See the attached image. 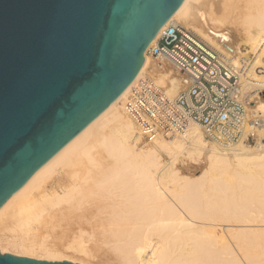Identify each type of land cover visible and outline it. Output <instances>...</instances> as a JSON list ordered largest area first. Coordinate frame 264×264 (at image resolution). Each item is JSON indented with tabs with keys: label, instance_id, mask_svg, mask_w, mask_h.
Wrapping results in <instances>:
<instances>
[{
	"label": "bare ground",
	"instance_id": "obj_1",
	"mask_svg": "<svg viewBox=\"0 0 264 264\" xmlns=\"http://www.w3.org/2000/svg\"><path fill=\"white\" fill-rule=\"evenodd\" d=\"M171 25L194 31L240 74L247 125L237 144L213 141L199 124L150 139L128 114L141 79L171 98L182 90L180 74L148 54ZM144 58L125 91L0 208L2 253L75 264H264L263 131L250 123L264 118V0H184Z\"/></svg>",
	"mask_w": 264,
	"mask_h": 264
},
{
	"label": "water",
	"instance_id": "obj_2",
	"mask_svg": "<svg viewBox=\"0 0 264 264\" xmlns=\"http://www.w3.org/2000/svg\"><path fill=\"white\" fill-rule=\"evenodd\" d=\"M183 2L0 0V208L134 81Z\"/></svg>",
	"mask_w": 264,
	"mask_h": 264
},
{
	"label": "built area",
	"instance_id": "obj_3",
	"mask_svg": "<svg viewBox=\"0 0 264 264\" xmlns=\"http://www.w3.org/2000/svg\"><path fill=\"white\" fill-rule=\"evenodd\" d=\"M148 54L180 74L182 90L171 98L149 78L132 88L126 110L144 136H173L184 133L190 124H199L223 146L244 138L247 109L241 100L240 74L219 51L194 31L171 25ZM250 123L263 131L264 144V118L254 116ZM249 142L257 144L252 136Z\"/></svg>",
	"mask_w": 264,
	"mask_h": 264
},
{
	"label": "rangeland",
	"instance_id": "obj_4",
	"mask_svg": "<svg viewBox=\"0 0 264 264\" xmlns=\"http://www.w3.org/2000/svg\"><path fill=\"white\" fill-rule=\"evenodd\" d=\"M244 141V140H243ZM189 174H191V175H199V172H198V170H196V171H193V172H190ZM1 252V251H0ZM1 254H5V253H2L1 252ZM8 254H10V253H8ZM11 255H15V256H19V257H22V256H20V255H16V254H11ZM62 261H64V260H62ZM80 264V263H79Z\"/></svg>",
	"mask_w": 264,
	"mask_h": 264
}]
</instances>
